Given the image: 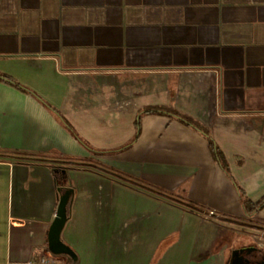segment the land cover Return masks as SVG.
Returning <instances> with one entry per match:
<instances>
[{"label": "crops", "instance_id": "crops-1", "mask_svg": "<svg viewBox=\"0 0 264 264\" xmlns=\"http://www.w3.org/2000/svg\"><path fill=\"white\" fill-rule=\"evenodd\" d=\"M0 73V264L48 250L61 185L77 264H264V0H0Z\"/></svg>", "mask_w": 264, "mask_h": 264}, {"label": "trees", "instance_id": "trees-1", "mask_svg": "<svg viewBox=\"0 0 264 264\" xmlns=\"http://www.w3.org/2000/svg\"><path fill=\"white\" fill-rule=\"evenodd\" d=\"M0 80L2 81H5V82H8V83H11V84H15L17 86H19L20 88H22L24 91L26 92H29L27 91V89L23 88L21 85L17 84L16 81L8 76V75H5V74H2L0 73ZM40 101H42L41 99H39ZM48 108L49 110H51V112L57 117L59 118L61 121H63V117L60 115L59 111L53 107H51L50 105H48L47 103H45L44 101H42ZM144 114H160V115H166V116H169L171 119H175L191 128H193L194 130L196 131H199L200 133L204 134L206 137H208V129L207 127L202 124L200 121H198L197 119H195L194 117L190 116V115H187L185 113H182V112H179L173 108H170V107H165V106H158V107H151V108H146V109H143L142 112H141V117L144 115ZM64 122V121H63ZM138 125H140V122H138ZM209 147H210V150H211V153L213 155V158L215 159V161L217 162H221L223 160V156L221 154V151L219 150V148L215 145V143L209 139ZM24 158H27V159H33V160H41L42 158L41 157H38L36 155H29V156H25ZM59 162H62V163H66V164H70V165H85V166H93V167H96L104 172H108L112 175H114L115 177L117 178H120L126 182H129L131 183L132 185L134 186H137V187H141L143 189H146L156 195H160V196H163V197H167V198H170V199H173V200H176L178 202H181L182 204L194 209V210H197V211H200V212H204V211H208V210H205L204 207L194 201H190V200H181L175 196H173L170 192L160 188V187H157V186H154V185H151L150 183L146 182V181H143L141 179H138V178H134V177H131L129 175H126L120 171H117L115 169H111V168H106L98 163H95V162H92V161H87V160H82L81 158H68V159H63V160H59ZM243 194V204H244V208H245V211L247 213H252V212H255L257 211L258 209H260L261 207L264 206V197L261 198L258 202H252L251 200H249L247 197L244 196V193L242 192ZM209 212V211H208ZM211 214L212 216H216L217 218L221 219V220H230V221H233V222H237V223H240L241 221H239L238 219H233L231 217H226V216H222V215H219V214H216L214 212L212 213H209ZM260 228H264L262 226H259Z\"/></svg>", "mask_w": 264, "mask_h": 264}, {"label": "water", "instance_id": "water-1", "mask_svg": "<svg viewBox=\"0 0 264 264\" xmlns=\"http://www.w3.org/2000/svg\"><path fill=\"white\" fill-rule=\"evenodd\" d=\"M59 201L55 217L47 233V249L57 256H66L69 264H77L79 256L77 252L62 239V231L71 218V208L74 190L72 187L61 185L58 187Z\"/></svg>", "mask_w": 264, "mask_h": 264}, {"label": "built area", "instance_id": "built-area-1", "mask_svg": "<svg viewBox=\"0 0 264 264\" xmlns=\"http://www.w3.org/2000/svg\"><path fill=\"white\" fill-rule=\"evenodd\" d=\"M51 223L47 226L50 227ZM69 259L66 256H57L51 254L48 250H44L40 257L36 258L31 264H69Z\"/></svg>", "mask_w": 264, "mask_h": 264}, {"label": "rangeland", "instance_id": "rangeland-1", "mask_svg": "<svg viewBox=\"0 0 264 264\" xmlns=\"http://www.w3.org/2000/svg\"><path fill=\"white\" fill-rule=\"evenodd\" d=\"M228 223H226V225H227ZM223 239H225V236H223ZM238 245L240 246V242H238Z\"/></svg>", "mask_w": 264, "mask_h": 264}]
</instances>
